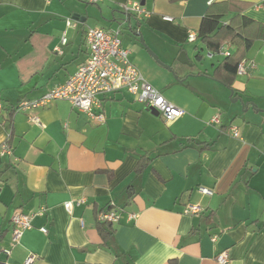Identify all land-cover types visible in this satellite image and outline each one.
<instances>
[{
  "label": "crops",
  "instance_id": "crops-1",
  "mask_svg": "<svg viewBox=\"0 0 264 264\" xmlns=\"http://www.w3.org/2000/svg\"><path fill=\"white\" fill-rule=\"evenodd\" d=\"M209 1L0 0V145L13 150L0 153V264L31 253L33 264H221L224 251L227 264H264V0ZM132 2L147 15L124 10ZM207 14L232 25V54L256 62L231 86L217 68L225 56L205 60V43L188 40ZM89 27L126 32L132 62L184 114L167 122L126 89L98 94L103 122L66 99L32 111L42 127L14 111L86 61ZM189 203L203 211L184 213ZM111 205L119 219L105 236L98 215ZM17 212L33 226L13 245Z\"/></svg>",
  "mask_w": 264,
  "mask_h": 264
},
{
  "label": "built area",
  "instance_id": "built-area-1",
  "mask_svg": "<svg viewBox=\"0 0 264 264\" xmlns=\"http://www.w3.org/2000/svg\"><path fill=\"white\" fill-rule=\"evenodd\" d=\"M98 2L99 0H89ZM210 0L209 2H213ZM124 10L135 13L137 16H145L148 11L139 2L127 3ZM172 20L171 17H167ZM121 30L106 29L102 27H89L86 31V43L89 48V56L81 63L77 71L71 75L64 83L56 84L42 96L34 99H22L15 106L14 111L30 112L28 118L31 122L43 126L40 117L32 111L38 107L48 105L49 103L59 100H69L75 107L86 112L92 119L99 122L105 120L103 112H95L94 107L100 106L97 96L101 93H112L122 89L129 91L137 100L146 104L147 107L157 109L160 115L167 122H172L184 114V109L165 97L160 89L155 87L146 80L141 70L130 59V51L122 46L120 37ZM197 33L191 31L188 40L196 41ZM67 42L66 37L63 43ZM230 44H223L217 51L218 54L230 56ZM214 53L208 52V57ZM256 67L254 60L242 59L238 65L237 73L240 75L248 74L251 69ZM210 123L220 124L219 116H214ZM234 136L239 135V130L235 125L229 127ZM11 146L5 141L0 145L1 154H11ZM199 191L206 195H211L213 191L205 186H200ZM86 201L85 197L66 201L64 203L68 211L72 210L74 204L81 205ZM203 207L200 203H189L184 209L187 214H200ZM32 214L17 212L13 216L12 226V244L20 242L23 233L33 226ZM119 214L114 207L99 213L100 222H116ZM43 232H47L46 227H42ZM5 254H10L11 249H4ZM37 255L31 253L25 259V264H33ZM217 261L221 264L229 263L227 252L220 253Z\"/></svg>",
  "mask_w": 264,
  "mask_h": 264
},
{
  "label": "trees",
  "instance_id": "trees-1",
  "mask_svg": "<svg viewBox=\"0 0 264 264\" xmlns=\"http://www.w3.org/2000/svg\"><path fill=\"white\" fill-rule=\"evenodd\" d=\"M233 31L232 25L227 26L221 24L220 15L207 14L201 22L197 33V39L200 38L208 47L210 52L217 53L226 40H235L237 34ZM242 59H244V57L237 52L235 54H231L230 56H225V58L218 65L217 68H222L223 71L230 76L229 79L223 81L228 86H231L237 73L238 65ZM111 207L112 205L110 208ZM99 230L101 233H104L105 236L111 235L114 232L113 222L99 221Z\"/></svg>",
  "mask_w": 264,
  "mask_h": 264
},
{
  "label": "water",
  "instance_id": "water-1",
  "mask_svg": "<svg viewBox=\"0 0 264 264\" xmlns=\"http://www.w3.org/2000/svg\"><path fill=\"white\" fill-rule=\"evenodd\" d=\"M127 17H128V21L130 22L131 21V14L129 13H126ZM121 25L124 23V22H120ZM121 30V28H119ZM137 34V36L140 37V41L141 43L146 47V49L148 50V52L153 56L155 57V59L159 60V56L151 49V47L146 43L143 35L141 33H135V35ZM177 59L183 63H187L189 65H191L192 63L189 61V59L187 58V55H186V52L185 51H182L181 53L178 54L177 56ZM149 110H151V112L154 114V115H160L159 112L157 111V109L153 108V107H148Z\"/></svg>",
  "mask_w": 264,
  "mask_h": 264
},
{
  "label": "rangeland",
  "instance_id": "rangeland-1",
  "mask_svg": "<svg viewBox=\"0 0 264 264\" xmlns=\"http://www.w3.org/2000/svg\"><path fill=\"white\" fill-rule=\"evenodd\" d=\"M123 31H126V29L124 28V29H123ZM125 33H126V32H122V34L120 33V35L122 36V39H124V38H125V37H124L125 35H123V34H125ZM136 35H137V34H136ZM124 41L126 42V41H127V39L125 38V39H124ZM207 55H208V53H206V54H205V56H204V54H203V56H204L205 60H206V59H208V58H207Z\"/></svg>",
  "mask_w": 264,
  "mask_h": 264
}]
</instances>
